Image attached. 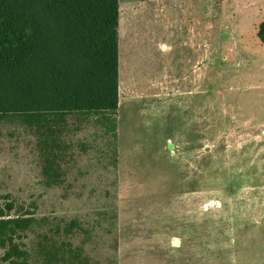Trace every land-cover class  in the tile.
<instances>
[{
	"label": "rangeland",
	"instance_id": "1",
	"mask_svg": "<svg viewBox=\"0 0 264 264\" xmlns=\"http://www.w3.org/2000/svg\"><path fill=\"white\" fill-rule=\"evenodd\" d=\"M261 21L264 0H119L116 165L109 135L86 123L74 134L86 187L64 198L39 183L25 133L4 131L0 194L38 215L88 216L98 261L264 264Z\"/></svg>",
	"mask_w": 264,
	"mask_h": 264
},
{
	"label": "trees",
	"instance_id": "2",
	"mask_svg": "<svg viewBox=\"0 0 264 264\" xmlns=\"http://www.w3.org/2000/svg\"><path fill=\"white\" fill-rule=\"evenodd\" d=\"M118 18L119 0H0V135L25 133L39 183L64 198L86 187L79 164L86 143L74 135L86 123L109 135L105 157L116 165ZM256 36L264 44V21ZM37 208L0 194V264H116L88 253L95 237L88 216L38 215ZM110 220L104 226L113 236L115 214ZM30 233L27 248L18 241Z\"/></svg>",
	"mask_w": 264,
	"mask_h": 264
},
{
	"label": "crops",
	"instance_id": "3",
	"mask_svg": "<svg viewBox=\"0 0 264 264\" xmlns=\"http://www.w3.org/2000/svg\"><path fill=\"white\" fill-rule=\"evenodd\" d=\"M185 59L186 60H183L182 58H181V60H180V67H181V69H182V64L184 63V61L185 62H187V63H189V62H191L190 60H189V56H188V58H187V55L185 54ZM193 60H194V65H193V67L194 68H196V66H197V64H196V59H195V55H194V57H193ZM192 67V66H191ZM183 71V72H182ZM185 73V75H186V73H187V70H181V75H183ZM181 78H182V76H180Z\"/></svg>",
	"mask_w": 264,
	"mask_h": 264
}]
</instances>
